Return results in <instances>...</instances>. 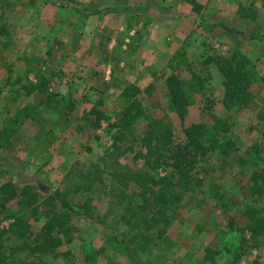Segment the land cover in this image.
<instances>
[{
    "label": "rangeland",
    "instance_id": "rangeland-1",
    "mask_svg": "<svg viewBox=\"0 0 264 264\" xmlns=\"http://www.w3.org/2000/svg\"><path fill=\"white\" fill-rule=\"evenodd\" d=\"M249 1L252 2L244 0V4ZM253 1L260 6L259 20L247 23L249 25L243 28L248 36L254 35L253 39L259 40L264 38V0ZM15 9L14 0H0V29L7 32V35L0 34V131L14 130L12 148L9 142L0 139V184L10 181L21 186L29 178L54 189L61 186L68 169L75 171L96 162L97 156L110 142V132L105 122L92 123L94 117L88 114L90 104H82L79 101L81 96L77 97L80 92L72 87L76 85L71 78L78 65L75 59H65L60 39L64 36L52 38L48 30L52 27L50 18L41 21L43 13L36 12L39 21L32 17L30 27L23 28L25 32L30 30L32 41L16 42L21 28L14 22L18 14ZM22 16L31 17L29 11ZM252 44L255 48L256 43ZM258 49L254 50L249 63L254 76L260 78L254 86L258 99L250 109L244 108L226 116L230 122L226 136L236 142V150L223 158L216 152H207L195 164L191 176L197 185L184 191L181 200L174 204L170 213L172 218L163 236L144 252L125 243L122 237L124 227L116 220L121 208L107 189L96 186L90 192L74 193L70 198L74 210L79 211L78 205L84 196H90L94 208L90 218L72 212L68 214L73 228L66 244L76 249V259L83 255L97 257L105 254L110 260L106 264H264V230L256 241L243 230L247 221L243 212L247 208H256L264 219V193L256 197L248 191L252 184L251 173L264 167V42ZM193 68L195 73L202 74L198 65ZM210 71L213 76L211 68ZM197 74H193L196 78L192 77L189 84L178 79V89L185 105L201 104V118H179L171 102L158 104L151 113L145 108L150 116L163 117L175 141L182 136V128L188 121L202 123L206 128L204 139L209 138L212 134L210 119L219 113L217 106L210 105L213 91L207 95L202 92V96L196 92ZM58 84L62 85L63 92ZM211 87L215 90L214 85ZM26 88L34 91L28 93ZM206 97L208 101L204 102ZM217 97L213 95V98ZM93 106L97 108L96 104ZM169 112H173L175 118H168ZM145 122L143 118L138 119L127 133L139 136ZM137 148L134 144L133 149ZM63 152L70 153V156L65 157ZM122 161L133 170L144 169L142 160L132 159V153L126 154ZM163 170L159 172L163 174ZM132 188L129 184V189ZM14 208L10 202L5 203L6 210L0 216L7 215ZM79 217L87 220L82 222ZM6 222L2 221L3 224ZM40 223L41 220H31V231H35ZM81 232L83 235H79ZM109 242L117 244V250L100 246ZM82 244H87L84 253L80 252ZM99 246L104 248L102 252L98 251ZM243 247L245 251L232 262V255ZM57 255L46 254L40 258L46 264H63L58 263L60 257ZM65 258L64 262L72 259L69 256L61 259ZM98 258L105 262L103 256ZM33 261L28 252L14 256V264H31Z\"/></svg>",
    "mask_w": 264,
    "mask_h": 264
},
{
    "label": "trees",
    "instance_id": "trees-1",
    "mask_svg": "<svg viewBox=\"0 0 264 264\" xmlns=\"http://www.w3.org/2000/svg\"><path fill=\"white\" fill-rule=\"evenodd\" d=\"M187 1L195 6L193 0ZM236 12L243 18H254V12L247 7L237 5ZM0 34L7 35V32L0 29ZM206 61H212L221 75L223 90L215 101L227 110L246 107L253 98L248 88L255 79L250 59L233 52L224 57L216 55ZM165 83L171 105L182 118V107L186 102L179 95L180 81L171 75ZM30 91L26 88V92ZM138 93L135 86H124L120 92L122 106L111 117L92 105L88 110V114L94 117L92 123H106L110 142L95 163L75 171L68 169L60 187L50 189L29 178L21 186L10 181L0 184V213L6 210L7 202L16 207L7 215L0 216V264H14V256L19 252H28L35 260L31 264H41L42 255L55 254L59 246L70 241L73 227L68 214L72 212L90 218L94 211L90 196L81 200L79 211L72 208L71 196L90 192L96 186L107 189L121 208L116 220L124 227V242L144 252L165 233L172 218L170 213L183 192L197 185L191 176L195 164L207 152H216L223 158L236 150V142L226 136L230 129L227 117H211L209 129L212 134L209 138L204 139L205 126L193 122L182 128V136L175 141L168 123L163 117L150 116L138 100ZM140 118L146 120L145 128L139 136H131L127 130ZM13 132V129H1L0 139L8 143ZM134 144L137 150L133 149ZM128 153H132V159H141L144 169L133 170L123 162L122 158ZM160 169H164L163 174ZM250 181L249 193L261 196L264 193V167L252 172ZM129 184L132 189H129ZM243 214L247 220L243 230L256 241L264 230V219L253 207L247 208ZM3 220L7 221L6 224L2 223ZM31 220H41L35 231L30 229ZM243 251L244 247L232 255V262Z\"/></svg>",
    "mask_w": 264,
    "mask_h": 264
},
{
    "label": "crops",
    "instance_id": "crops-1",
    "mask_svg": "<svg viewBox=\"0 0 264 264\" xmlns=\"http://www.w3.org/2000/svg\"><path fill=\"white\" fill-rule=\"evenodd\" d=\"M14 2L15 10L18 12L14 22L21 28L18 29L16 42L32 41L30 30L25 32L23 28L30 27L32 17L34 20L39 19L36 12L43 13L41 21L50 18L52 27L48 30L51 37L64 36L60 39L65 59L77 61L75 75L67 76L76 82L72 87L80 92L77 96L78 98L81 96L79 101L84 105L90 104V108L93 104L99 103L96 104V109L107 116L111 117L121 108L120 92L127 85L139 89L137 98L150 113L158 108V104L166 105L170 102L166 79L172 75L189 84L193 74H197L193 68L197 65L202 74H197L196 92L201 96L202 92L206 95L214 92L211 94L210 105L217 106L219 112L217 116L226 117L241 109H250L258 99L254 86L260 78L254 77L248 88L253 98L246 107L227 110L215 102L223 90L221 75L212 61H206L213 56L224 57L233 52L242 53L250 59L255 51L259 50L258 47L264 42V38L254 40V35L248 36L243 28L249 25L247 23L259 20L260 6L253 0L246 4L244 0H193L195 6L187 0H14ZM237 5L252 10L254 18L239 16L236 12ZM25 11H29L31 17L24 18L22 15ZM252 43H256L255 48ZM249 44L252 47L247 46ZM212 85L215 86V90ZM59 87L63 92L62 85ZM67 89L72 91V88ZM213 95L217 98H213ZM192 104L185 105L182 118H201L203 114L201 104L195 106ZM167 115L168 118H175L173 112ZM11 136L8 142L12 148L14 144ZM17 150L16 148L15 152ZM63 155L68 158L70 153L63 152ZM79 219L82 222L87 220L84 217ZM79 235H83V232ZM109 243V246L105 243H101L100 246H107L110 251L117 250V244ZM100 246L98 251L102 252L104 248ZM71 247V244L66 243L58 247L56 251L60 257L58 263L106 264L110 261L105 254L100 255L104 257L105 262L98 258L100 256L83 255L76 259L74 256L76 249ZM86 247L87 244H82L80 252L84 253ZM64 256L72 257L71 261L64 262L66 258L61 259ZM41 264H46V261Z\"/></svg>",
    "mask_w": 264,
    "mask_h": 264
}]
</instances>
